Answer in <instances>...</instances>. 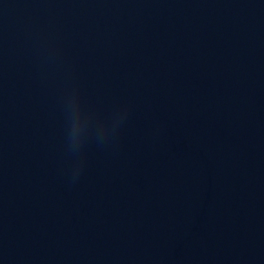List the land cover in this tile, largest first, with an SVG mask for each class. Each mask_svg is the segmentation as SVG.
I'll use <instances>...</instances> for the list:
<instances>
[{
  "label": "water",
  "instance_id": "95a60500",
  "mask_svg": "<svg viewBox=\"0 0 264 264\" xmlns=\"http://www.w3.org/2000/svg\"><path fill=\"white\" fill-rule=\"evenodd\" d=\"M0 264H264V0H0Z\"/></svg>",
  "mask_w": 264,
  "mask_h": 264
},
{
  "label": "clouds",
  "instance_id": "9594fccd",
  "mask_svg": "<svg viewBox=\"0 0 264 264\" xmlns=\"http://www.w3.org/2000/svg\"><path fill=\"white\" fill-rule=\"evenodd\" d=\"M70 150L74 153L78 152L79 148H73V146L70 144ZM79 168H77L75 175H78Z\"/></svg>",
  "mask_w": 264,
  "mask_h": 264
}]
</instances>
